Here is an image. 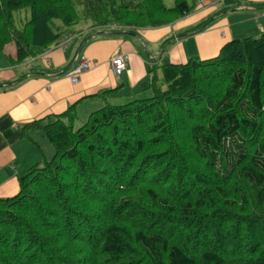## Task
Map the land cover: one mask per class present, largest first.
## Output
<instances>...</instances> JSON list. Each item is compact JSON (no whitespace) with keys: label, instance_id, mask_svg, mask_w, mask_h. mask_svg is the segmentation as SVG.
Wrapping results in <instances>:
<instances>
[{"label":"trees","instance_id":"16d2710c","mask_svg":"<svg viewBox=\"0 0 264 264\" xmlns=\"http://www.w3.org/2000/svg\"><path fill=\"white\" fill-rule=\"evenodd\" d=\"M197 1L0 0V50L19 66L82 22L158 29ZM150 76L123 102L100 93L78 129L77 104L21 129L54 155L0 199V264H264V33Z\"/></svg>","mask_w":264,"mask_h":264},{"label":"crops","instance_id":"0c3cea01","mask_svg":"<svg viewBox=\"0 0 264 264\" xmlns=\"http://www.w3.org/2000/svg\"><path fill=\"white\" fill-rule=\"evenodd\" d=\"M262 4L264 0H219V7L200 9L158 29L113 31L88 26L70 30L66 35L71 40L65 47L55 44L19 66L10 61L15 47H3L0 54L10 64L7 66L2 59L0 67V199L19 193V178L40 162L42 155L52 157L54 149L39 133H30V139L22 135L25 125L62 115L74 104L78 116H88L93 109L105 105L99 96L103 91L115 90L107 99L123 102L148 87L150 71L155 67L185 64L192 58L208 60L218 56L226 41L245 39L258 31L264 33V12L254 6ZM222 8L233 12L217 19L205 31L190 34ZM168 40L171 45L164 51L162 47ZM119 52L128 54L130 61L127 70L117 77L109 61ZM82 57L92 63V70L83 74L79 83L72 84L63 74Z\"/></svg>","mask_w":264,"mask_h":264},{"label":"built area","instance_id":"2783aa9c","mask_svg":"<svg viewBox=\"0 0 264 264\" xmlns=\"http://www.w3.org/2000/svg\"><path fill=\"white\" fill-rule=\"evenodd\" d=\"M198 6L200 8H205L207 6L217 7L218 3L213 0H199ZM70 42L69 37H65L59 42V47H65ZM129 63V56L124 53H116L110 59V65L114 75L120 76L123 72L127 70ZM92 70V63L85 57H82L77 62L76 66L69 72L65 74V77L70 80L72 84L79 83L81 76Z\"/></svg>","mask_w":264,"mask_h":264},{"label":"rangeland","instance_id":"374dc122","mask_svg":"<svg viewBox=\"0 0 264 264\" xmlns=\"http://www.w3.org/2000/svg\"><path fill=\"white\" fill-rule=\"evenodd\" d=\"M214 1H219V0H214ZM221 1V0H220ZM198 2H199V0L197 1V8H198ZM164 3H165V5L169 8V7H172L173 5H174V3H175V0H164ZM199 9H196L195 10V12H193L192 14H196L197 13V11H198ZM24 17L25 16H23L22 18L24 19ZM27 17L29 18L30 17V15H29V12H28V15H27ZM93 24V23H92ZM90 22H82L81 24H79V25H77V26H74V27H72L70 30H72V32H74V31H76V30H79L80 28H83V27H90V26H92V27H94L93 25H92ZM55 25L57 26V27H61V23H59V22H55ZM111 27H109V30L110 29H116L117 31L118 30H121V29H118V27H116L115 25H110ZM114 26V27H113ZM119 27H122L121 25H118ZM94 28H97V29H101V28H103V27H94ZM256 29L258 28L257 26L255 27ZM261 34L259 33V31L257 32V35H250V36H255V38H258L259 36H260ZM250 36H248V37H250ZM65 37V36H64ZM248 37H246V38H248ZM2 59L5 61V62H7V66H9V62L6 60V58H2V55L0 54V67L2 68ZM158 75L159 76H161V71L158 73ZM133 96H131L130 98H132ZM127 98H129V97H127ZM97 108H100V107H97ZM97 108L96 109H93V110H97ZM89 116V115H88ZM88 116L87 115H82V113L81 114H79V118H78V121H77V123H76V129H78V127L79 126H81L83 123H85L86 122V120H87V118H88ZM44 140L46 141V143H47V145H49V147H51V149L53 150V147H52V145L50 144V142L47 140V139H45L44 138ZM53 155H54V150H53V153H52V157H53ZM52 157H47V158H52Z\"/></svg>","mask_w":264,"mask_h":264}]
</instances>
